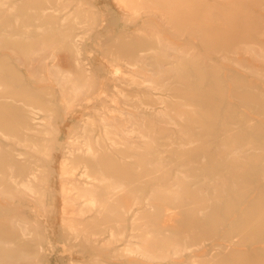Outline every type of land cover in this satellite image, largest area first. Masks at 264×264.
Returning <instances> with one entry per match:
<instances>
[{
  "label": "bare ground",
  "instance_id": "6f19581e",
  "mask_svg": "<svg viewBox=\"0 0 264 264\" xmlns=\"http://www.w3.org/2000/svg\"><path fill=\"white\" fill-rule=\"evenodd\" d=\"M21 1L0 0V264L56 243L88 255L67 264H264V0H111L105 81L77 31L98 0ZM56 193L59 242L17 202L47 216Z\"/></svg>",
  "mask_w": 264,
  "mask_h": 264
},
{
  "label": "rangeland",
  "instance_id": "374dc122",
  "mask_svg": "<svg viewBox=\"0 0 264 264\" xmlns=\"http://www.w3.org/2000/svg\"><path fill=\"white\" fill-rule=\"evenodd\" d=\"M21 1V0H20ZM210 1V0H208ZM23 2V1H21ZM97 4L99 7L100 12L103 14V16H101L103 18V20H99L95 21V23L93 21H91V19H85V22L82 25V28H79L77 31L78 33H80V35H85L87 34L89 31L91 30H95L93 31V33H97L98 37H95L93 35H91V37H89L88 39V44L85 43L84 44V51H82L81 53V57H84V62L88 63L87 66L89 67V65L93 68L96 69L97 73L101 75V78L107 79V74L104 72V67L106 65H108L106 58L104 57V53L102 51L103 47L101 50L96 49L98 47V45H104V42L111 39V38H115L116 36V32H118V26H115L112 23V19L109 17V12H107L105 10V7L103 6L104 4L108 5L109 7L114 8L113 4L111 3V0H98ZM101 6V7H100ZM69 7L68 6L65 8V12L69 11ZM104 9H103V8ZM103 9V10H102ZM106 11V12H105ZM257 14H260V16L262 18H264V10H260V11H256ZM123 25V24H122ZM124 26V25H123ZM135 25H131L126 27L128 31H131L133 29H135ZM118 28V29H117ZM77 36L76 35V39H78L77 41L80 40L81 36ZM94 42H97V44H95ZM79 43V42H78ZM93 44H95V46H97L96 48H93L92 50V46ZM81 46V44H79ZM95 49V50H94ZM86 54L89 55L86 56ZM108 75H110L108 73ZM108 80H110L108 78ZM106 80V84H105V89L108 92H111L110 88H112V82L109 83V81ZM54 102H56L57 106H61L62 105V100L61 98L58 96L54 99ZM111 104H114L112 101H108L105 102V104L103 105L104 110H109V106ZM87 105V104H86ZM90 107V105H88V107L86 106H78L77 108H74L72 110V114L71 116H67V115H62L60 116L62 118V122L60 123L61 125V134H60V139L64 140L66 137L65 135H67L69 128L72 126L73 123H75L77 120L81 119L83 117V113L85 110H88ZM73 117V118H72ZM71 124V125H69ZM56 159H55V163L53 164V166L55 167V172L53 173V177H52V186L57 189L59 188L60 185V179L58 177V161L59 158L61 156V149L56 151ZM54 198V204H55V211L53 213H49L47 216L43 215L37 208V206L34 204L35 202L33 200H31L29 197L27 196H19L17 197V202L18 204H21L23 206L24 209L27 210V212H30L33 216H36V213H38V218L42 219L45 224H47L48 228H53L50 229V231L52 232V237L55 238L54 240H56L57 242H59L60 236H61V213H60V205H61V198L59 197V195L56 193V195L53 196ZM56 228V229H55ZM54 233V234H53ZM63 247V248H61ZM67 251V252H66ZM78 253V254H76ZM59 254V255H58ZM71 254V255H70ZM79 256V257H78ZM73 258V259H78V260H86V258L88 257V255L85 253H80L79 251H77L76 249H71L66 250V248L61 244V243H56V248L54 250H52L51 254H49L48 258V264H67L68 258Z\"/></svg>",
  "mask_w": 264,
  "mask_h": 264
}]
</instances>
